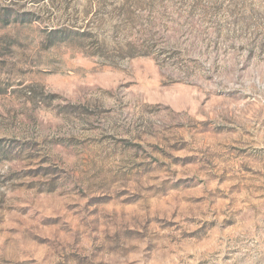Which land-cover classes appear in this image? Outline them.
<instances>
[{"label":"rangeland","instance_id":"374dc122","mask_svg":"<svg viewBox=\"0 0 264 264\" xmlns=\"http://www.w3.org/2000/svg\"><path fill=\"white\" fill-rule=\"evenodd\" d=\"M0 264H264V0H0Z\"/></svg>","mask_w":264,"mask_h":264}]
</instances>
